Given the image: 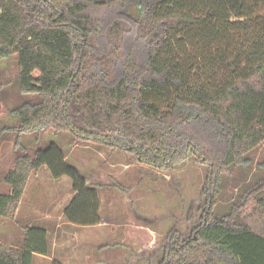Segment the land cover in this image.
<instances>
[{
    "label": "trees",
    "instance_id": "1",
    "mask_svg": "<svg viewBox=\"0 0 264 264\" xmlns=\"http://www.w3.org/2000/svg\"><path fill=\"white\" fill-rule=\"evenodd\" d=\"M13 55L19 134L67 133L164 172L207 166L200 215L165 235L158 264H264V0H0V61ZM41 168L71 182L66 223L100 224L97 188L54 142L16 158L0 217ZM22 231L0 264L48 256L45 229Z\"/></svg>",
    "mask_w": 264,
    "mask_h": 264
},
{
    "label": "rangeland",
    "instance_id": "2",
    "mask_svg": "<svg viewBox=\"0 0 264 264\" xmlns=\"http://www.w3.org/2000/svg\"><path fill=\"white\" fill-rule=\"evenodd\" d=\"M16 63V55L0 61V193H9L4 179L16 158L54 142L62 149L68 163L82 173L87 184L97 188L101 215H107L110 223L105 242L99 244L98 233L93 232V242L89 241L93 243L92 255L100 254L104 258L117 251L118 259L122 261L118 264H158L165 235L173 227L185 233L197 221L207 166L189 157L175 170L164 172L139 165L128 155L107 147L85 142L71 145L73 138L67 133L50 130L40 134H19L18 121L11 114L23 100L17 92ZM252 155L255 160L264 159V142ZM69 182L67 178L52 180L47 169L31 174L25 189V215H15L12 219L0 217V242L19 247L22 229L38 227L46 229L53 253L58 251L66 256L78 250L76 229H72L73 225L65 227L66 222L61 217L62 194L58 201L52 199L53 195L59 197V192L69 191ZM234 193L231 187L227 191L228 196ZM44 212H48L52 222H41ZM188 218L190 220L186 221ZM80 235L84 237L82 231ZM55 240L59 246L52 248ZM104 244L108 246L104 247ZM83 247H86L89 259L90 248L88 245ZM124 255L126 260L122 259ZM112 262L117 264V261Z\"/></svg>",
    "mask_w": 264,
    "mask_h": 264
},
{
    "label": "crops",
    "instance_id": "3",
    "mask_svg": "<svg viewBox=\"0 0 264 264\" xmlns=\"http://www.w3.org/2000/svg\"><path fill=\"white\" fill-rule=\"evenodd\" d=\"M42 170L46 168H41ZM41 171V170H40ZM63 179H66V178H61L60 181H62ZM67 181V180H65ZM68 183V181H67ZM68 187H69V191H64V194L62 192H59L60 193V196L59 197H56L55 195H53L52 199L54 201H58L59 199L64 198V204L61 208V217H63V212L65 210V208L68 206V204L70 203L71 199L74 197V193L72 192L71 190V184L69 182L68 184ZM26 191L24 192V195L22 197V200L20 202V205L18 207V210H17V213H16V217H21L25 215V213H23V207L24 205H26L27 201L25 200V197H26ZM62 194V196H61ZM41 222L42 223H50L52 222L53 220H50V215L48 214V212H44L42 215H41ZM109 221H108V218H107V215L104 216L103 213L101 215V221H100V224L96 225V226H92V227H79V226H71L72 229H76V237H75V240L76 242H78L80 248L78 250H75V251H72V253H69L67 254L66 256H64V254H62L61 252H58L55 254L53 253V250L49 252L48 256H38V255H35L34 258H33V264H52L53 261H58L60 262L61 264H114L112 261H117V264L118 263H121V258L118 259L119 257V253L117 251H112L111 253H109L108 256L102 258V255L100 254H96L95 256L92 255V252H93V238H92V234L93 232H97L98 233V236H97V239L98 240L97 242H99V244L105 242V238L106 236L109 234V231H108V228L110 227L109 225ZM65 227H69L70 224L66 223L64 224ZM45 229V228H44ZM46 230V229H45ZM81 231L83 233V236L82 237L80 234H81ZM86 235H89L88 238H86ZM92 241L91 243H89V241ZM1 241V240H0ZM89 246V251H91V255L89 256V259L86 257V247L82 248V246ZM105 246L104 247H107L108 245L107 244H104ZM58 247L59 246V242L57 240H55V242H53L52 244V248L54 247ZM71 257V258H70ZM127 259V256L124 255L122 256V259ZM116 263V262H115Z\"/></svg>",
    "mask_w": 264,
    "mask_h": 264
}]
</instances>
